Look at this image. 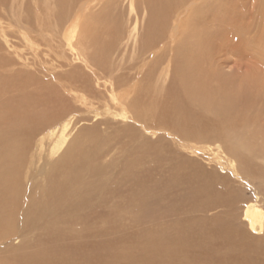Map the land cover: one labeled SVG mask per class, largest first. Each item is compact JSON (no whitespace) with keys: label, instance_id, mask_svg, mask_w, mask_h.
I'll use <instances>...</instances> for the list:
<instances>
[{"label":"rangeland","instance_id":"rangeland-1","mask_svg":"<svg viewBox=\"0 0 264 264\" xmlns=\"http://www.w3.org/2000/svg\"><path fill=\"white\" fill-rule=\"evenodd\" d=\"M219 1L205 0L214 6ZM225 1L230 5V0ZM130 2H82L87 8L80 28L81 45L66 42V26L45 33L47 39L34 41L32 46L24 38L27 27L16 23L13 0L0 7L6 15H0L4 26L0 29V131L17 120L21 122L23 134L15 128L13 135L17 140V135L22 136L23 141L15 142L12 136L8 144L23 145L24 153L11 163L10 169L15 172L7 177L16 188L14 198L24 188L19 203L30 206L17 212L29 214V225H17L8 242L0 239V248L6 243L10 246L9 251H0V264H30L25 262L30 260L31 264H141L149 259L147 264H175L173 256L152 254L151 246L146 256L147 241L161 249L176 246L185 250L194 264H245L236 253L224 260L226 247H218L215 257H210L209 238L214 227L222 228L223 214L202 208V193L198 192L202 171L207 172L206 179L211 173L222 175L233 167L228 164L222 170L223 160L220 163L214 158L216 145L230 152L226 141L182 137L169 127L168 118L159 115L165 106L158 108L152 100L157 98L162 103L159 95L170 86V76H166L170 69L168 57L155 66L151 86L146 75L150 69L137 80L136 71L133 76H122L128 73L132 57L137 64L141 61L133 46L134 40L144 35L147 18L142 4L140 10L132 11ZM246 2L245 7L251 11L246 14V9L242 10L243 21L249 27L246 38L253 57L240 56L241 69L231 58L221 65L227 74L239 70L248 75L260 74L264 68V0ZM28 14L32 16L30 11ZM88 17L97 20L86 29ZM72 22L69 20L68 25ZM114 30L120 32L121 43L109 60L119 64L120 69L115 68L114 73L121 77L120 90L112 79L118 77L102 68L96 58L101 56L108 33ZM171 50L168 46V55ZM148 56L150 65L155 58ZM160 74L165 75L161 78ZM113 87L117 92L111 91ZM126 93L132 104L124 100L119 105L116 96L123 98ZM260 166H253L256 173ZM2 178L0 173V181ZM70 178L71 183L67 182ZM59 183L65 188L63 197L52 200L46 194ZM233 184L240 185L238 181ZM248 186L243 192L245 201L255 197V187ZM256 186L264 196L263 183L257 181ZM75 199H80L79 204H73ZM239 203L244 204L242 200ZM238 218L241 221V214ZM262 253L252 254L258 259L256 264H264Z\"/></svg>","mask_w":264,"mask_h":264},{"label":"bare ground","instance_id":"bare-ground-1","mask_svg":"<svg viewBox=\"0 0 264 264\" xmlns=\"http://www.w3.org/2000/svg\"><path fill=\"white\" fill-rule=\"evenodd\" d=\"M6 1L0 0V7ZM84 1L13 0V7L16 10V16H14L16 23L27 27L24 38L32 46L34 41H45L48 37L45 33L51 34L54 28L57 32V28L64 29L66 26V29H69L67 36L66 34L64 36L66 42L70 45H81L80 28L82 16L87 8L86 5H81ZM224 1L220 0L214 6L205 0H131V10H140V4H142L147 16L144 35L140 36L141 39H135L133 46L141 59L139 63L142 64L134 62L136 60H133L132 57L130 60L134 64L129 65L128 73L126 72L122 76H133L136 71L135 80H137L140 74L150 69L146 75L147 82L151 86L152 81L154 82L155 66L162 65L168 57L170 69L166 72V76H170V86L167 85L168 88L163 91L162 95H159L163 97L164 103H159L157 98L152 100L155 104L150 102L158 105V108L161 105L165 106V109L159 111V115L169 119L168 125L175 134L202 141L224 140L230 150V152L225 151V146L222 145L215 146L214 158L220 163L223 160L221 169L225 170L224 166L227 167L228 164L233 167L229 171H223L222 175L211 173V178L209 175L206 179L204 176L207 172L202 171V188L198 190L202 193V208L205 207L206 211L215 210L216 214L220 216L223 214L222 228L214 227L213 234L209 238V243L212 244L208 245L212 250L209 255L215 257L218 247H226L228 253L224 256V260L236 253L239 255L238 257L235 254L239 261L243 259L245 264H256L258 259L252 257V254L258 251L264 252V196H260V186H256L257 181L264 185V68L260 74L252 75L240 70L239 72L236 70L237 72L232 74L223 71L222 66L226 62L229 63L231 58L234 59L233 64L241 69L239 65L241 57H253V50L247 45L248 38H246L250 34L249 27L243 21L244 11H242L246 9V14L250 13L251 10L245 7V4L249 2L243 0L245 3L243 4L234 0V4L231 5L232 0H230V5H228ZM254 6L256 8L255 3ZM1 10L0 15L6 16ZM29 11L32 16L28 14ZM69 20L73 21L70 25H68ZM95 20L97 19L88 17L84 28H90ZM2 24L3 22H0V29L4 27ZM240 29L243 31L240 32ZM130 37L133 38L131 35ZM120 40L119 31L114 30L108 33L107 38L103 41L106 42L104 47L101 45V56L99 58L96 56L100 66L110 71L113 76L119 64H113L112 59H109L118 51ZM125 46L128 47V44ZM168 46L172 49L169 55L167 53ZM160 50L161 52H159ZM148 55L155 58L150 65L146 60ZM220 55L223 59L219 58ZM256 62L262 66L260 61L256 60ZM164 75L159 77L162 78ZM116 77H118L116 80L112 77L116 83L114 87L120 90L123 87L121 77L115 74ZM163 81L165 80L163 79ZM164 85L166 84L164 83ZM114 87L111 90L113 93L118 90ZM120 97L116 96L115 99L119 105H123L124 100L125 104H132L127 93L123 98L122 95ZM8 126L7 130L0 131L2 132L0 133V164L4 165L0 166V173L3 176V181H0V239L4 242L10 241V238L15 235L17 225H29V214L18 215L17 212L20 208H30L28 205L19 203L24 188H20L21 192L18 191L19 193L14 198L13 190L16 188L13 181L11 182V179L7 177L15 172L10 169L11 163L14 159L17 161L24 153L23 145L16 147L14 142L8 144L10 139L13 140V137L16 139L15 142L23 141L22 136L17 135L20 139L17 140L13 135L16 130H21L20 132L23 134V130L20 128L22 127L21 122L17 120ZM15 128L17 129L15 130ZM20 132L18 133L20 134ZM4 146L6 151L1 150ZM231 157L237 159L239 164H235ZM257 163L261 165L258 173L253 169ZM90 169L94 170L93 167ZM71 180L70 178L67 182L71 183ZM235 181L240 183L238 187L234 186L233 182ZM248 185H251V188L255 187V197L253 196L254 198L250 201H245L243 192L249 189ZM63 191L65 188L59 183L53 185L49 190V195H46L52 200H57L63 197ZM241 200L244 204L239 203ZM79 202L80 199L73 200L74 205ZM45 208L46 204L43 210ZM28 210L26 209V211ZM240 214L241 221L238 218ZM176 244L178 243L176 242ZM144 246L146 256H148L147 252L151 246L152 254L160 252L161 255L165 253L169 258L173 256L175 264H194L189 258L190 254L176 246L161 249L153 241L145 242ZM214 246H217L215 250ZM2 247L0 251L2 249L10 250L7 243L2 244ZM262 256L264 257V253ZM19 258L30 260L27 257ZM25 262L31 264L33 261ZM148 262L150 259L141 264ZM202 262H204L203 259ZM204 264L212 263L206 261Z\"/></svg>","mask_w":264,"mask_h":264}]
</instances>
